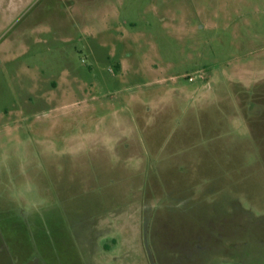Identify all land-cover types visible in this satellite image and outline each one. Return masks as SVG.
I'll use <instances>...</instances> for the list:
<instances>
[{
	"label": "rangeland",
	"instance_id": "rangeland-1",
	"mask_svg": "<svg viewBox=\"0 0 264 264\" xmlns=\"http://www.w3.org/2000/svg\"><path fill=\"white\" fill-rule=\"evenodd\" d=\"M0 264H264V0H0Z\"/></svg>",
	"mask_w": 264,
	"mask_h": 264
}]
</instances>
